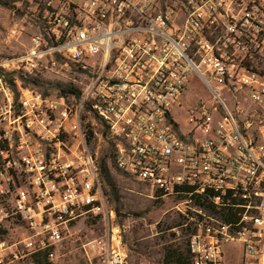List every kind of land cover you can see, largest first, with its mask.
<instances>
[{
    "label": "built area",
    "instance_id": "2783aa9c",
    "mask_svg": "<svg viewBox=\"0 0 264 264\" xmlns=\"http://www.w3.org/2000/svg\"><path fill=\"white\" fill-rule=\"evenodd\" d=\"M57 1L26 66L0 62V264H67L83 220L89 264H131L108 149L192 227V264H264V0ZM39 67L71 90L26 85Z\"/></svg>",
    "mask_w": 264,
    "mask_h": 264
},
{
    "label": "rangeland",
    "instance_id": "374dc122",
    "mask_svg": "<svg viewBox=\"0 0 264 264\" xmlns=\"http://www.w3.org/2000/svg\"><path fill=\"white\" fill-rule=\"evenodd\" d=\"M4 3L8 5L5 6ZM58 6L57 0H0V62L16 60L26 66L25 59L33 46V38L39 34L46 11H53ZM23 71L22 67L21 72ZM70 72L71 69H65L66 74ZM34 76H38L44 82L39 87L42 92L53 91L51 88L55 87L56 83L72 78L57 75L42 67L35 70ZM108 168L117 186L120 200L117 204L110 199V204L115 209L121 224L127 227L124 241L130 252V263L162 264L163 245L180 243L183 240L180 229L164 232L165 225L179 223L180 216L172 210L170 203L166 201L157 203L151 198V193L146 186L121 175L111 160L108 161ZM117 210H120V214ZM72 233L73 237L61 252L62 260H66L67 264H89L83 246L102 237L103 222L80 221ZM172 234L176 237L172 238ZM226 251L228 252L225 258L226 264H244L239 243L227 245ZM18 264L32 263L26 260Z\"/></svg>",
    "mask_w": 264,
    "mask_h": 264
},
{
    "label": "trees",
    "instance_id": "16d2710c",
    "mask_svg": "<svg viewBox=\"0 0 264 264\" xmlns=\"http://www.w3.org/2000/svg\"><path fill=\"white\" fill-rule=\"evenodd\" d=\"M4 4L5 6L8 5L7 3H4ZM20 77L25 82L26 85L31 84V85H34L35 87H41L42 86L41 84L44 83L41 79L38 78V76H28L24 73H21ZM55 88L62 89L65 92V90H71L72 87L71 85H64L58 82L56 83ZM111 157H112L111 149H108L103 157V165H104L103 177H104L106 186L108 188V195L110 199L114 203L118 204L120 200L118 196L117 186L112 179L110 169L108 168V164H107L108 158H111ZM119 173L123 175L121 172ZM127 178H130V177H127ZM130 179H133V178H130ZM156 201L157 203H159V200H156ZM117 211L120 214V210H117ZM185 225H186V221L182 217H180V222L177 224L167 225V226L165 225L166 229L164 230V232L165 231L170 232L176 229H180L182 231L183 240L180 243L173 242V243H167L163 245L162 260H161L162 264H192V257H191V253L189 250V241H190V236L193 233V229L190 225L187 227H185ZM175 237H176L175 234H172V238H175ZM173 240H169V241H173ZM32 264H50V263L48 262L47 257L43 255V256L34 257Z\"/></svg>",
    "mask_w": 264,
    "mask_h": 264
}]
</instances>
